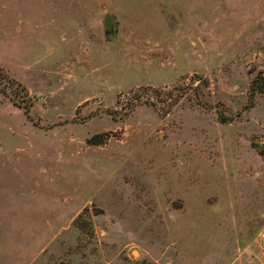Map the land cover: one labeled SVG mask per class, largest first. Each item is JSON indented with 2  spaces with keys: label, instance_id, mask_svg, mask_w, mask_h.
<instances>
[{
  "label": "rangeland",
  "instance_id": "374dc122",
  "mask_svg": "<svg viewBox=\"0 0 264 264\" xmlns=\"http://www.w3.org/2000/svg\"><path fill=\"white\" fill-rule=\"evenodd\" d=\"M3 73L0 264H264V0H0Z\"/></svg>",
  "mask_w": 264,
  "mask_h": 264
},
{
  "label": "trees",
  "instance_id": "16d2710c",
  "mask_svg": "<svg viewBox=\"0 0 264 264\" xmlns=\"http://www.w3.org/2000/svg\"><path fill=\"white\" fill-rule=\"evenodd\" d=\"M19 86V83L15 82L14 80L12 79H9L7 77L6 74H2L0 76V93H5L6 91V87L4 86ZM254 93H261V94H264V77L260 75V73L256 74L255 76H253L252 78V81H251V85H250V88H249V94L251 97H253L252 95ZM249 101H250V106H252L253 104V99L252 98H249ZM15 105L17 106H20L19 105V102L17 103L16 101H14ZM218 118H219V121L221 122H224V119L222 117V115L220 116V114L218 113ZM100 137H102V135L100 133H97V134H94L90 137V140L94 141V142H99L100 140Z\"/></svg>",
  "mask_w": 264,
  "mask_h": 264
},
{
  "label": "water",
  "instance_id": "95a60500",
  "mask_svg": "<svg viewBox=\"0 0 264 264\" xmlns=\"http://www.w3.org/2000/svg\"><path fill=\"white\" fill-rule=\"evenodd\" d=\"M102 24L105 38L110 40L115 34V17L110 13H106L103 17Z\"/></svg>",
  "mask_w": 264,
  "mask_h": 264
},
{
  "label": "crops",
  "instance_id": "0c3cea01",
  "mask_svg": "<svg viewBox=\"0 0 264 264\" xmlns=\"http://www.w3.org/2000/svg\"><path fill=\"white\" fill-rule=\"evenodd\" d=\"M249 193H250V189L244 187L243 190H240V193L239 192L235 193L234 199H237V198H241L242 199L243 198V200L245 201L246 200V194H249ZM238 194H240V196ZM227 196H228V198H231L233 196V194L229 192ZM242 205L245 206V202Z\"/></svg>",
  "mask_w": 264,
  "mask_h": 264
}]
</instances>
